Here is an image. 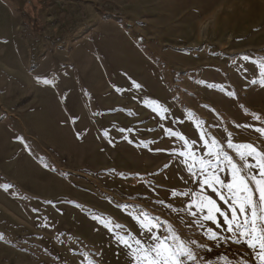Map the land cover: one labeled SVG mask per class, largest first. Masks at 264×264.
Instances as JSON below:
<instances>
[{
	"label": "rangeland",
	"instance_id": "374dc122",
	"mask_svg": "<svg viewBox=\"0 0 264 264\" xmlns=\"http://www.w3.org/2000/svg\"><path fill=\"white\" fill-rule=\"evenodd\" d=\"M244 55L264 58V0H0V264H128L113 233L141 238V211L204 243L166 207L193 185L169 155L183 141L164 132L204 155L192 113L218 139L254 140L235 126L264 117ZM248 251L229 242L207 258Z\"/></svg>",
	"mask_w": 264,
	"mask_h": 264
},
{
	"label": "snow or ice",
	"instance_id": "6c2138e0",
	"mask_svg": "<svg viewBox=\"0 0 264 264\" xmlns=\"http://www.w3.org/2000/svg\"><path fill=\"white\" fill-rule=\"evenodd\" d=\"M241 59L251 61L260 70L259 76L249 83L264 88V58L257 62L244 55ZM133 87L139 89L141 85L134 82ZM227 95L236 97L234 92H227ZM153 103L156 105L153 111L158 112L161 117L170 114L168 107L155 101ZM188 118L194 120V126L200 131L199 140L204 155H196L195 140H188L185 135L174 132L172 128L165 129V136H174L183 141L182 148L185 151H172L169 155L185 158L184 164L189 173L186 183L193 185L188 191L171 192L173 197L188 198L184 207L174 208L171 203L166 207L190 217L189 221L182 216L181 222L187 229L200 230L201 237L206 238L205 242L181 238L175 227L166 221L161 230L159 223H155L152 217L141 211L137 217L140 221L141 238L113 233L115 243L126 250L128 264H233L229 256L223 253L217 259L207 258L214 249H219L221 245L228 246L229 242L246 245L249 249L245 257L236 264H264V117L253 113V119L261 126L235 125L237 128H251L259 134L254 140L246 142H235L233 133L227 128L224 129L227 133L226 140L218 139L204 127L206 121L195 118L192 113L188 114ZM178 122L182 123L183 120L173 121ZM120 131L124 132L125 129L121 128ZM144 143L146 145L147 142ZM225 143L228 149L233 150L237 159L224 150ZM11 187L12 185H6L4 190ZM156 202L164 205V200ZM33 211L38 212V209ZM103 226L107 227V224ZM92 264L96 262L93 261Z\"/></svg>",
	"mask_w": 264,
	"mask_h": 264
},
{
	"label": "trees",
	"instance_id": "16d2710c",
	"mask_svg": "<svg viewBox=\"0 0 264 264\" xmlns=\"http://www.w3.org/2000/svg\"><path fill=\"white\" fill-rule=\"evenodd\" d=\"M33 1V3L35 4V0H32Z\"/></svg>",
	"mask_w": 264,
	"mask_h": 264
},
{
	"label": "bare ground",
	"instance_id": "6f19581e",
	"mask_svg": "<svg viewBox=\"0 0 264 264\" xmlns=\"http://www.w3.org/2000/svg\"><path fill=\"white\" fill-rule=\"evenodd\" d=\"M109 225V224H108Z\"/></svg>",
	"mask_w": 264,
	"mask_h": 264
}]
</instances>
